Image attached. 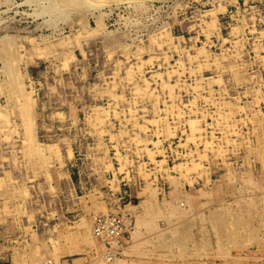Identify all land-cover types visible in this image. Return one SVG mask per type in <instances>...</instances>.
<instances>
[{
  "label": "rangeland",
  "instance_id": "rangeland-1",
  "mask_svg": "<svg viewBox=\"0 0 264 264\" xmlns=\"http://www.w3.org/2000/svg\"><path fill=\"white\" fill-rule=\"evenodd\" d=\"M21 105L29 108L26 120ZM181 108L193 118L196 109L197 115L207 111L206 124L201 120L196 125L207 128L213 147L222 150V142L227 149L239 148L233 153L251 171L207 196L192 190L196 196L183 203L196 206L201 195L203 200L215 197L196 210L200 215L183 214L180 206L175 219L168 205L160 203L167 211L152 219L155 226L148 231L136 221L142 229L129 242L143 239L144 253H133L128 244L120 258L129 259L124 264H264V0H0V264L29 262L33 255L41 258L40 245L43 253L49 251L43 258L60 254L62 264H87L94 255L98 258H91L92 264L104 262L101 244H87L77 238L78 232L89 226L92 215L103 213L107 205L101 201L107 200L115 213L131 200L134 206L142 203L133 190L139 165L154 172L159 180L154 184L173 188L165 181V170H155L151 158H168L165 165L173 168L181 158L172 150L179 148L180 137L193 143L191 136L201 132L188 130V123L177 115ZM223 114L227 120L221 119ZM172 118L181 121L180 127H173ZM168 131L174 133L169 138ZM228 137L244 139L230 143ZM145 148L155 155L148 157ZM124 157L131 163L127 166L134 167L132 173L127 167L118 171ZM212 166L216 176L224 173L219 163ZM193 168L192 173H199ZM119 173L125 177L119 178ZM149 187L143 195L160 193V188ZM107 193L108 199L95 198ZM149 203H143L142 211ZM236 211L235 222L227 221L228 213ZM122 233L128 238L130 231Z\"/></svg>",
  "mask_w": 264,
  "mask_h": 264
},
{
  "label": "bare ground",
  "instance_id": "bare-ground-1",
  "mask_svg": "<svg viewBox=\"0 0 264 264\" xmlns=\"http://www.w3.org/2000/svg\"><path fill=\"white\" fill-rule=\"evenodd\" d=\"M90 1V0H89ZM108 1V0H107ZM97 2V1H96ZM100 3H103V2H100ZM86 4V3H85ZM95 4V3H94ZM83 5V4H82ZM110 5V4H109ZM75 6H77V5H75ZM101 6V5H100ZM108 6V5H107ZM78 7V6H77ZM69 11H70V7H69ZM243 24V23H242ZM246 24V23H245ZM244 24V25H245ZM243 27V26H242ZM7 39V38H6ZM9 40V39H8ZM5 41V40H4ZM9 43H10V40H9ZM3 49H4V47H3ZM12 49V48H11ZM14 50V49H13ZM13 50H12V52H13ZM36 51V50H35ZM237 52V51H236ZM37 54V53H36ZM41 54V53H40ZM39 54V55H40ZM45 54V53H44ZM12 55V54H11ZM11 55H10V57H11ZM38 55V56H39ZM49 55V54H48ZM47 56V55H46ZM2 57V56H1ZM5 57V56H4ZM6 57H8V56H6ZM33 57V56H32ZM48 57V56H47ZM46 57V58H47ZM40 58H42V56H40ZM31 59V62L33 61V59L32 58H30ZM48 59V58H47ZM253 61V60H252ZM34 62V61H33ZM6 63V62H5ZM10 65V64H9ZM254 65V64H253ZM6 66H8V65H6ZM253 67V66H252ZM237 72H239V71H237ZM237 74V73H236ZM235 74V75H236ZM252 76V75H251ZM237 78V77H236ZM20 79V78H19ZM19 81V80H18ZM19 84H20V81H19ZM223 88V87H222ZM216 90V89H215ZM154 91V90H153ZM247 91V90H246ZM259 92V91H258ZM217 93V92H216ZM257 93V92H256ZM156 94H158V93H156ZM155 94V95H156ZM249 94V93H248ZM22 96H24V98H25V94L22 92V94H21ZM154 95V94H153ZM154 95V96H155ZM205 97V96H204ZM214 97H216V96H214ZM206 98V97H205ZM23 99V98H22ZM206 101V100H205ZM231 101V100H230ZM256 101V100H255ZM208 102V101H207ZM226 102V101H225ZM224 102V103H225ZM252 102V101H251ZM180 103V102H179ZM223 103V102H222ZM232 103V102H231ZM208 104V103H207ZM227 104V103H226ZM187 105V104H186ZM206 105V104H205ZM243 105V104H242ZM242 105L240 106V107H242ZM224 106V105H223ZM222 106V107H223ZM230 106V105H229ZM208 107V106H207ZM238 107V106H237ZM180 108V107H179ZM217 108V107H216ZM165 109V108H164ZM207 109V108H206ZM219 109H220V107H219ZM218 109V110H219ZM230 109V108H229ZM257 109V108H256ZM181 110H182V112H178V118L181 120V121H183L184 122V124H187L188 123V130L190 129V131L191 132H193V131H197V130H199V131H201V132H198V133H196V134H194L193 136H191L192 137V139L195 141H193V143L191 142V143H187V142H183L184 140L182 139V137H180L181 139H180V145L178 146L179 148L178 149H175V148H173V145L172 144H170V143H168V144H170L169 146L171 147V148H173L172 150H173V152L174 153H176V154H178L179 155V157H181V158H179V160H178V162H177V164L175 163V166L172 168V167H170V165H168V166H166L165 165V163H167L168 161V158H165V159H162L161 161L160 160H158L157 158H156V161H154V159H152L151 158V160L153 161V162H155V165H156V168H155V170H157V169H159V171L161 170V169H163V170H165V172H163L162 174L164 175V177H165V181H167L168 183H170L171 184V182H172V185H173V188L171 189V190H167L166 189V186H168V185H165L164 183H155L154 184V182H159V180H157L155 177H154V172L153 171H150V170H147V169H149V168H145V164L143 165V166H140L139 165V171H136V172H138V174L140 173V178H138V176L137 175H135V177H137L138 178V183L135 185V186H133L134 188H133V190L135 191V194H136V197L138 198V200H139V202H142V203H139V205H136V206H134L133 205V203H132V200L130 201V203L129 204H126L127 206H125V207H119V210L118 211H121V212H113V211H110L111 209L109 208L110 206H108V202H107V200H105V201H101L102 200V198L103 199H108V197H109V194L110 193H107L106 195H103V194H101V198L99 197V196H97V197H95V198H99L100 199V201L101 202H104V204H106L107 206H102L103 207V209H105V210H103V213L102 212H100V213H96V214H94V215H92L91 216V218H90V223H89V226H87V228L86 229H84V230H81V231H79L78 232V235H79V237H77V238H84V240H85V242L86 241H88L87 242V244H91L92 243V241H93V243L97 240L100 244H101V246H100V249H101V251H103L104 253L102 254L103 256H104V258H105V261L103 262L102 260H100V262L102 261L103 263H106V264H120L121 262H122V264H124V263H126L125 261L126 260H129V259H126V258H123V259H121L120 257H124V254H125V250L127 251L128 249L126 248V246L128 245V244H130L131 245V248H132V252L133 253H135V254H140L141 252H143L144 253V251H145V249H143L142 250V244H143V242L144 241H142L141 240V242H139L138 244H131L132 243V239H133V234L136 236V237H138V235H139V232L141 231V227L140 228H137L138 226H136V221H137V225H142V227H143V229L145 228H147V231H148V228H151L152 229V227H154L155 225H154V220H152L153 218H155V216L157 215L158 216V214H162V213H165V211H167V209H165L161 204H163V202H164V204L166 205H168V206H166V208H168V210L169 211H167L168 212V214H170L169 216L170 217H177V215H178V213H183V212H185L186 214H188L189 215V213L190 214H192L193 215V212H195L197 215L199 214L200 215V210L199 211H196L199 207H204L205 205L207 206V205H209L210 203H213L212 202V200L215 198V197H208L207 198V200H206V198H205V200H203V197L204 196H202L201 194V196L200 197H202V199H201V201L198 203V201L200 200V198H199V200L197 201V200H195L196 202H197V204H196V206H195V204H191V205H189L188 204V202H187V204L186 203H183V199L185 200V202L187 201L185 198L187 197L188 198V196L190 197V198H192V196L193 195H195V194H193V191L192 190H200V191H202V194L203 195H205V196H207L208 194H210L212 191H220L221 189H219L221 186H224L223 185V183H226L227 181H229V182H234V180L236 179V181H237V179H240L241 178V180H242V178H243V176L246 174L245 172L250 168V167H247V165H248V163L247 162H241V160L239 159V157H238V159H237V157L236 156H238L239 154H234L233 153V151H238L237 149H239V148H237V147H234V146H232V147H234V148H231V149H227V148H225V147H223V144H222V142H221V144H220V142H219V145L218 146H220L221 145V147L223 148L222 150L221 149H217V148H215V147H213L212 145H211V143L213 144V142L211 141V139L209 140V134H208V132H207V128L205 127V129L203 128L204 127V125H202V126H198V125H196V124H198L199 122H201V120L203 121H205V124H206V121H207V117H206V115H207V111H203V114L201 115H197V113L199 112V110H195V112H197L196 113V115H194V118H193V115H186V113H187V111H185L184 109H182L181 108ZM191 110H193V108H191L190 109V112H192ZM20 114H21V116H22V118L24 119V120H26V119H28L29 117V108L27 107V106H24V105H21L20 106ZM165 111H167V110H165ZM180 111V110H179ZM188 111H189V108H188ZM216 110H214V112H215ZM228 112V111H227ZM226 111H225V114L227 113ZM201 113V112H200ZM216 113H219V112H216ZM225 114H223V117L221 118V116L220 115H222V114H220V115H218V117H216L217 119H218V124H221V121L223 120V119H225ZM161 116V115H160ZM159 116V117H160ZM136 117V116H135ZM156 117V116H155ZM214 116H212V118H213ZM232 117V116H231ZM26 118V119H25ZM203 118V119H202ZM210 118V117H209ZM222 120H221V119ZM242 118V117H241ZM172 119H174L175 120V123H176V125H173V127L174 128H176V127H180V125H178L177 123H179V122H181V121H177L176 119L177 118H172ZM182 119H184V120H182ZM215 119V118H214ZM240 119V118H239ZM154 120H155V118H154ZM167 120H168V118H167ZM225 120H227V118L225 119ZM231 120V119H230ZM233 120V119H232ZM249 120V119H248ZM261 120V119H260ZM159 121V120H158ZM236 121V120H235ZM243 121H244V119H243ZM242 121V122H243ZM258 121H259V119H258ZM210 122H212V121H210ZM228 122V121H227ZM226 122V123H227ZM231 122V121H230ZM233 122V121H232ZM157 123V122H156ZM159 123V122H158ZM213 123H215V122H213ZM212 123V124H213ZM222 123H223V121H222ZM225 123V124H226ZM167 124V123H166ZM184 124H183V132H185V136L186 137H188V131H187V128L186 129H184ZM203 124H204V122H203ZM207 124H208V122H207ZM211 124V125H212ZM232 124V123H231ZM230 124V125H231ZM234 124H236V123H234ZM157 125V124H156ZM210 125V124H209ZM208 125V126H209ZM217 125V124H216ZM158 126V125H157ZM170 126V125H169ZM227 126H228V128L229 127H231V126H229V124H227ZM26 127H27V129H29V131H31V127L29 126V125H27L26 124ZM210 127V126H209ZM223 127V126H222ZM233 127H235V126H233ZM166 128V127H165ZM211 128V127H210ZM157 129H159V128H157ZM169 130L171 129V128H168ZM203 129L205 130L204 132H203ZM223 129V128H222ZM212 130V129H211ZM156 131V130H155ZM158 131V130H157ZM181 131V130H180ZM195 131V132H196ZM223 131H225V129H223ZM231 131V130H230ZM239 132L238 130H235V129H233V132ZM169 132V131H168ZM167 132V133H168ZM182 132V131H181ZM182 132V133H183ZM214 132V131H213ZM216 132V131H215ZM214 132V133H215ZM232 132V131H231ZM127 133H128V131H127ZM126 133V134H127ZM159 133H160V131H159ZM162 133V132H161ZM181 133V134H182ZM229 133V132H228ZM236 133V134H237ZM241 133V132H240ZM169 134H171V135H168V138H169V136H172V134H174V133H170L169 132ZM213 134V133H212ZM235 134V133H234ZM166 135V134H165ZM190 135V134H189ZM214 135V134H213ZM212 135V136H213ZM226 135V134H225ZM240 135V134H239ZM248 135V134H247ZM139 136V135H138ZM176 136V135H175ZM231 136V135H230ZM241 136V135H240ZM136 137V136H135ZM209 137V138H208ZM185 138V137H184ZM218 138V137H217ZM220 139H221V137H219ZM231 137H228V139H227V141L229 140V142L231 143V142H234L235 140L236 141H238V142H241V141H243V139H241V140H238V139H234L233 137V139H230ZM240 138V137H239ZM251 138V137H250ZM249 138V139H250ZM137 139H139V138H137ZM158 139V138H157ZM161 139V138H160ZM189 141L191 140V138L190 137H188L187 138ZM215 139V138H214ZM225 139V138H224ZM133 140H134V137H133ZM159 140V139H158ZM166 140V139H165ZM165 140H163V141H165ZM186 140V139H185ZM143 142H144V140H142ZM148 141V140H147ZM157 141V140H156ZM169 141V140H168ZM167 141V142H168ZM131 142V141H130ZM135 142V141H134ZM138 142H140L141 143V138H140V141L138 140L136 143L137 144H139ZM146 142V141H145ZM160 141H158L157 143H159ZM166 142V141H165ZM172 142V141H171ZM224 142V141H223ZM245 142V141H244ZM152 143H153V141H152ZM161 143V142H160ZM248 143H249V141H248ZM143 144V143H142ZM145 144H147V143H145ZM154 144V143H153ZM155 144H156V142H155ZM162 144V143H161ZM215 144V143H214ZM218 144V143H217ZM241 143H239V145H240ZM250 144V143H249ZM110 145V144H109ZM108 145V146H109ZM149 145V144H148ZM157 146H158V144H156ZM155 145V146H156ZM163 145V144H162ZM184 146L185 147V149L184 150H182L181 151V147L180 146ZM229 145V144H228ZM234 145V144H233ZM247 144H245V146H246ZM144 146V145H143ZM142 146V147H143ZM156 146V147H157ZM160 146V145H159ZM217 146V147H218ZM226 146H227V143H226ZM112 147V146H111ZM119 147V146H118ZM147 147V146H146ZM229 147V146H228ZM108 148V147H107ZM116 148V147H115ZM137 148V147H136ZM139 149H141L142 150V148H140V147H138ZM137 148V149H138ZM163 148V147H162ZM165 148V147H164ZM163 148V150H164V152H165V154H167L166 153V149H164ZM181 148V149H180ZM123 150H125V148L123 149ZM132 150V149H131ZM135 150V149H134ZM145 150L146 151H148V152H146L147 154H149L150 156H148V157H151V155H153L154 154V151H151V154L149 153L150 151H149V148H145ZM158 150V149H157ZM172 150H171V152H172ZM113 151V150H112ZM120 151V150H119ZM122 151V150H121ZM128 151V150H127ZM127 151H125V152H127ZM138 152H139V150H137ZM136 151V152H137ZM159 151V150H158ZM160 151H161V149H160ZM227 151H232V153L235 155V156H232L233 154H228V152ZM135 152V153H136ZM213 152H215V159H212V156H213ZM227 152V153H226ZM118 153V152H117ZM121 153V152H120ZM153 153V154H152ZM246 153V152H245ZM250 153V152H249ZM256 153V152H255ZM115 154V153H114ZM122 154V153H121ZM125 154V153H124ZM171 154H173V153H171ZM170 154V155H171ZM180 154H181V156H180ZM137 155V154H136ZM141 155V154H140ZM155 155V154H154ZM244 155V154H243ZM116 156H117V154H116ZM171 156H173V155H171ZM126 157V156H125ZM124 157V158H125ZM132 157V155L130 156V158ZM134 157V156H133ZM154 157V156H153ZM156 157V156H155ZM203 157H208L206 160L207 161H204V162H202V158ZM253 157V156H252ZM256 157V156H255ZM255 157H253V158H255ZM111 158V157H110ZM176 158V157H175ZM244 158V157H243ZM121 159V158H120ZM119 159V160H120ZM127 158H125V160L123 161V164L122 165H120V168L118 169V171H120V170H125L124 168L125 167H127V169H128V173H132V171H131V169H134V167L133 166H127L128 165V161L126 160ZM136 159V158H135ZM138 159V158H137ZM177 159V158H176ZM205 159V158H204ZM117 160V159H116ZM248 161V160H247ZM254 159H251V162H252V164L254 163ZM134 162V160L132 159V163ZM219 163L220 165H221V167H217V168H223L224 169V173H221L220 175H218V176H216L214 173H215V170L213 169L214 167L212 166V163ZM114 163V162H113ZM143 163H145V162H143ZM205 163V165H206V168H212V170H214V171H208V169H206V168H203L204 166H203V164ZM247 163V164H246ZM115 164V163H114ZM129 164H131V163H129ZM154 164V163H153ZM239 165L240 166H246L245 168H240L239 167ZM250 165V164H249ZM209 166V167H208ZM252 166V165H251ZM184 168V169H182V171H181V173L179 172H177L175 169H177V168ZM194 167V168H193ZM109 168H113V167H109ZM108 168V169H109ZM118 168V167H117ZM192 168L193 169H197V171L199 172V173H192ZM107 169V170H108ZM153 169V168H152ZM174 169V170H173ZM174 171H176L177 172V174L174 172ZM196 171V170H195ZM249 171H251L250 169H249ZM111 172V171H110ZM121 172V171H120ZM127 172V171H126ZM153 174H151V173ZM113 173H114V171H113ZM116 173V172H115ZM124 173V172H123ZM127 173V174H128ZM118 176H119V178H120V175H122L121 173H119V174H117ZM160 175V174H159ZM247 175V174H246ZM127 176V175H126ZM156 176V175H155ZM199 176V177H198ZM249 176V175H248ZM122 177H125L124 175H122ZM131 177H133L134 178V175L132 176V175H130V178ZM250 177V176H249ZM248 177V178H249ZM116 178V177H115ZM132 178V179H133ZM171 179V180H168V179ZM174 178H176V181H174L173 179ZM198 178H200L201 180H202V182H200V183H197L198 182ZM117 179V178H116ZM126 179V178H125ZM129 179V178H128ZM250 179V178H249ZM109 180V179H108ZM107 180V181H108ZM118 181V180H117ZM120 181V180H119ZM133 181V180H132ZM137 181V180H136ZM161 181V180H160ZM171 181V182H170ZM174 181V182H173ZM245 181H246V179H245ZM112 182V181H111ZM128 182H129V180H128ZM247 182H249V183H251L252 181H247ZM246 182V183H247ZM116 183V182H115ZM134 183V182H133ZM140 183V184H139ZM129 184H130V182H129ZM142 184H144V185H142ZM169 184V185H170ZM228 184V183H227ZM122 185V184H121ZM120 185V186H121ZM162 185V186H161ZM132 186V185H131ZM157 187V188H160L158 191L160 192L158 195H157V193H156V191L154 192V191H150L149 192V194L148 195H143L142 194V192H145L147 189H148V187ZM164 189V192H163V189L161 188V187ZM190 186V188L188 189V187ZM199 186V188L200 189H197V187ZM112 187V186H111ZM117 187H119V185L117 186ZM122 187V186H121ZM149 187V188H150ZM96 189H99L98 188V186H96L95 187ZM147 188V189H146ZM227 188H228V186H227ZM102 189V188H101ZM111 189V188H110ZM113 189V188H112ZM122 189V188H121ZM151 189V188H150ZM114 190V189H113ZM133 190L131 189L129 192L131 193V194H134V192H133ZM226 190V189H225ZM104 191V190H103ZM191 191V192H190ZM101 192V191H100ZM163 192V193H162ZM225 192V191H224ZM93 193V192H92ZM99 193V192H98ZM113 193V192H112ZM226 193V192H225ZM97 194V193H96ZM99 195V194H98ZM158 196V198L156 199V197ZM196 196V195H195ZM197 196H199V194L197 195ZM225 196V195H224ZM223 196V197H224ZM190 198H189V200H190ZM220 198V200H222V202H223V198L221 199V196L219 197ZM249 198V197H248ZM251 198V197H250ZM98 199V200H99ZM245 199V198H244ZM247 199V198H246ZM264 199V198H263ZM114 200V199H113ZM193 200V199H192ZM191 200V201H192ZM251 200V199H250ZM8 201V200H7ZM12 201V200H11ZM146 201H149L150 203H149V205L142 211V205H143V203L144 202H146ZM194 201V202H195ZM224 201H226L225 199H224ZM237 201V200H236ZM240 201V200H239ZM239 201H237L236 203H238ZM243 201V200H242ZM244 201H246V200H244ZM251 201H253V200H251ZM263 201V200H262ZM215 202V201H214ZM218 202V201H217ZM217 202H215V203H217ZM234 203H235V200L233 201ZM247 202V201H246ZM249 202V201H248ZM155 203V204H154ZM161 203V204H160ZM220 203H221V201H220ZM226 203V202H225ZM245 203V202H244ZM253 203V202H252ZM264 203V202H263ZM262 203V204H263ZM4 204V203H3ZM156 204H158V208H157V206H156ZM179 204V205H178ZM230 204V203H229ZM247 204V203H246ZM251 204V203H250ZM254 204V203H253ZM7 205V204H6ZM225 205V204H224ZM15 206V205H14ZM180 206H186L185 208H186V210H184V209H182V207L180 208ZM230 206V205H229ZM228 206V207H229ZM235 206V205H234ZM251 206V205H250ZM254 206H255V204H254ZM253 206V207H254ZM101 207V208H102ZM129 207V208H128ZM178 207L181 209V211L180 212H178L177 214L175 213L176 211H177V209H178ZM241 207V206H240ZM244 207V206H243ZM14 208V207H13ZM206 208V207H205ZM208 208V207H207ZM229 208H232L231 206L229 207ZM255 208V207H254ZM261 208V207H260ZM9 209V208H8ZM210 209V208H209ZM233 209V208H232ZM263 209H264V206H263ZM4 210V209H3ZM12 210V209H11ZM10 210V211H11ZM202 210H203V208H202ZM211 210V209H210ZM230 209H228V211H229ZM259 210H261V209H259ZM104 211H106V212H104ZM8 212H9V210H8ZM8 212H7V214H8ZM111 212H113V213H111ZM260 212V211H259ZM12 213V212H11ZM14 213H15V211H14ZM180 213V214H181ZM184 214V213H183ZM185 214V215H186ZM237 214H238V212L236 211V213H232V214H229L228 213V215L230 216L228 219H227V221H229L230 219L231 220H233L234 222H235V220L238 218L237 217ZM113 215V217H111ZM185 215H184V217H185ZM203 215V214H202ZM19 216V215H18ZM178 216H180V215H178ZM182 216V215H181ZM191 216V215H190ZM183 217V218H184ZM195 217V216H194ZM204 217V216H203ZM240 217H243V216H240ZM3 218V217H2ZM190 218V217H189ZM193 218V217H192ZM199 218V217H198ZM205 218V217H204ZM117 219H120V223L118 224V225H116V224H113L114 226H112V223H114L113 221L114 220H117ZM175 219H177V218H175ZM201 219V218H200ZM199 219V220H200ZM194 220V219H193ZM207 220V219H206ZM241 220H242V218H241ZM184 221V220H183ZM201 221V220H200ZM243 221V220H242ZM242 221H240L241 223H242ZM250 222V221H249ZM202 223V222H201ZM236 223L238 224V220L236 221ZM252 223V222H251ZM206 223H204V225H205ZM244 224V223H243ZM207 225V224H206ZM242 225V224H241ZM242 226H245V225H242ZM19 227H20V225H19ZM202 227V226H201ZM239 227V226H238ZM250 227V226H249ZM248 226H246L245 228H249ZM154 229H156V228H154ZM244 229V228H243ZM253 229H255V228H253ZM259 229V228H258ZM117 230V231H116ZM124 230H126V232L127 231H130V234H129V237L128 238H125V236L123 235V233H122V231H124ZM136 230V231H135ZM163 230V229H162ZM172 230V229H171ZM176 230H178V229H176ZM240 230V229H239ZM115 231V232H114ZM151 230H149V232H150ZM170 231V230H169ZM244 231H245V229H244ZM248 231V230H247ZM250 231V230H249ZM29 232V231H28ZM134 232H136V234L134 233ZM154 232V231H153ZM161 232V231H160ZM160 232H158V233H160ZM163 232H164V230H163ZM162 232V233H163ZM175 232V231H174ZM180 232V231H179ZM242 232V231H241ZM173 233V232H172ZM176 233H178V232H176ZM147 234V233H146ZM157 234V233H156ZM244 234H245V232H244ZM253 234H255V233H253ZM149 235V234H148ZM154 235V234H153ZM160 236H161V234H159ZM174 235H175V233H174ZM241 235V234H240ZM260 235V234H259ZM166 236V235H165ZM191 236V235H190ZM189 236V237H190ZM194 236V235H193ZM193 236H191V237H193ZM249 236V235H248ZM148 237V236H147ZM151 237H152V235H151ZM175 237V236H174ZM173 237V238H174ZM225 237V236H224ZM255 237H256V235H255ZM255 237H253L252 236V238H255ZM261 237V236H260ZM165 238V237H164ZM169 238V237H168ZM172 238V237H171ZM250 238V237H249ZM129 239H130V241H129ZM124 240V241H123ZM154 240V239H153ZM195 240H197V239H195ZM194 240V241H195ZM155 241V240H154ZM169 241L171 242V240L169 239ZM218 241V240H217ZM254 241H256L255 239H254ZM129 242H131V243H129ZM165 242V241H164ZM195 242H197V241H195ZM253 242V241H252ZM150 243V242H149ZM148 243V244H149ZM232 243V242H231ZM246 243H249V242H246ZM246 243H244V245L246 244ZM259 243V242H258ZM74 244V243H73ZM76 244V243H75ZM157 244V243H156ZM164 244V243H163ZM170 244V243H169ZM217 244V243H216ZM249 244H252V243H249ZM248 244V245H249ZM260 244V243H259ZM20 245V244H19ZM23 245H25V244H23ZM152 245H154V244H152ZM159 245V244H158ZM242 245V244H241ZM26 246V245H25ZM79 244H76L75 245V247H77L78 249H79ZM225 246V245H224ZM243 246V245H242ZM247 246V245H246ZM261 246V245H260ZM19 247V246H18ZM37 247V248H36ZM35 247V249H33V251H37L38 250V246H36ZM40 249L41 250H39L41 253H40V255H41V258H39V257H36V256H31V259H30V261L29 262H27L25 259L22 261V262H19V261H17V263L16 264H62V261H60L58 258V255H60V254H55V253H53L52 251H51V253H53V255L54 256H50V257H45V258H43L45 255H47V254H49V251H44V253L42 252V250H43V246L42 245H40ZM58 248H59V246H57ZM166 247V246H165ZM168 247V246H167ZM175 247V246H174ZM223 247V246H222ZM226 247V246H225ZM224 247V248H225ZM239 247H240V245H239ZM26 248V247H25ZM130 248V249H131ZM141 248V249H140ZM152 248V247H151ZM173 248V247H172ZM191 248V247H190ZM46 249L47 250H49V248L48 247H46ZM72 249H76V248H72L71 247V250ZM81 249V248H80ZM192 249V248H191ZM220 249V248H219ZM218 249V250H219ZM222 249V248H221ZM239 249V248H238ZM241 249V248H240ZM31 250V249H30ZM56 250V249H55ZM140 250H142V251H140ZM150 250V249H149ZM149 250H147L146 249V252L148 251V253H150V251ZM168 250H170L169 249V247H168ZM175 250V249H174ZM247 250V249H246ZM252 250V249H251ZM62 251H65L64 249H62ZM131 251V250H130ZM191 251V250H190ZM242 251V250H241ZM250 251V250H249ZM15 252V251H14ZM24 251H22V253H23ZM27 252V251H26ZM29 252V251H28ZM27 252V253H28ZM46 252V253H45ZM55 252V251H54ZM57 252H59V250H57ZM145 252V253H146ZM173 252V251H172ZM179 252V251H178ZM240 252V251H239ZM253 252L255 253V250H253ZM259 252V251H258ZM17 252H15L14 253V255L16 254ZM21 253V254H22ZM143 253H141V254H143ZM147 253V254H148ZM151 253H154V252H151ZM155 253H157V252H155ZM161 253V252H160ZM180 254H181V251L179 252ZM222 253H223V251H222ZM228 253V252H227ZM237 253H238V251H237ZM236 253V254H237ZM246 253V252H245ZM252 253V252H251ZM256 253H257V250H256ZM20 254V253H19ZM134 254V255H135ZM146 254V255H147ZM159 254V253H158ZM163 254V253H162ZM170 254H173V253H170ZM221 254V253H220ZM233 254V253H232ZM231 254V255H232ZM247 255H248V252L246 253ZM44 255V256H43ZM92 255V254H91ZM146 255H144L145 257H146ZM219 255V254H218ZM253 255V254H252ZM252 255H250V257L252 258ZM18 254H17V259H19L18 258ZM141 256V255H140ZM159 256V255H158ZM208 256H210V255H208ZM225 256H226V254H225ZM229 256H230V254H229ZM233 256H234V254H233ZM236 256V255H235ZM237 256H242V255H237ZM245 257H246V255H244ZM260 256V255H259ZM258 256V257H259ZM15 257V256H14ZM24 257V256H23ZM27 257V256H26ZM61 257V256H60ZM135 257V256H134ZM154 257V256H153ZM160 257V256H159ZM180 257V256H179ZM198 257V256H197ZM207 257V256H206ZM214 257H215V255H214ZM231 257V256H230ZM254 257V256H253ZM257 257V258H258ZM260 257H262L263 258V256H260ZM43 258V259H42ZM91 258H95L94 260L96 261V259L98 258V255L97 256H92ZM91 258H87L88 260H89V263H87V264H92V260L90 261V259ZM138 258V257H137ZM141 258V257H140ZM173 258V257H172ZM175 258V257H174ZM178 258V257H177ZM133 259V258H132ZM136 259V258H135ZM156 259H157V256H156ZM164 259H166V258H164ZM208 258H206V260H207ZM231 260H232V258H230ZM235 259V258H234ZM233 259V260H234ZM247 259H250V258H247ZM38 260V263H36L35 261H37ZM144 260V259H143ZM152 260V259H151ZM157 260H159V259H157ZM161 260V259H160ZM184 260V259H183ZM186 260H187V258H186ZM185 260V261H186ZM211 260V259H210ZM256 260H258V259H256ZM149 261V260H148ZM162 261V260H161ZM215 261V260H214ZM234 261H236V260H234ZM243 261V260H242ZM99 262V263H100ZM101 262V264H103ZM163 262H165L164 260H163ZM167 262V261H166ZM176 262V261H175ZM233 262V261H232ZM15 263V262H14ZM217 263V262H216ZM245 263V262H244ZM257 263V262H256Z\"/></svg>",
  "mask_w": 264,
  "mask_h": 264
},
{
  "label": "built area",
  "instance_id": "built-area-1",
  "mask_svg": "<svg viewBox=\"0 0 264 264\" xmlns=\"http://www.w3.org/2000/svg\"><path fill=\"white\" fill-rule=\"evenodd\" d=\"M113 222H114V223H112V226H113V224L118 225V224L120 223V220L117 219V220H114Z\"/></svg>",
  "mask_w": 264,
  "mask_h": 264
}]
</instances>
